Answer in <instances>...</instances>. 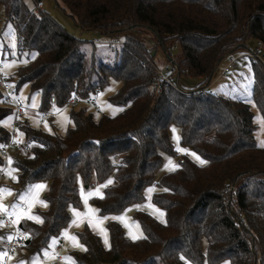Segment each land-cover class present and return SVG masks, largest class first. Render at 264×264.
Returning <instances> with one entry per match:
<instances>
[{
	"label": "trees",
	"instance_id": "obj_1",
	"mask_svg": "<svg viewBox=\"0 0 264 264\" xmlns=\"http://www.w3.org/2000/svg\"><path fill=\"white\" fill-rule=\"evenodd\" d=\"M55 2L77 29L95 32L110 41L97 43L121 45L120 50L113 64L96 63L86 57L83 41L53 18L22 0H0V23L13 24L16 55L25 59L15 84L8 76L13 94L28 85L29 94L40 95V112H46L71 99L90 100L114 80L120 85L108 103L120 112L95 117L70 106V125L62 135L22 121L20 133L31 151L12 156L16 176L6 187L13 199L37 182H46L48 189L46 208L33 212L42 222L21 221L30 242L19 252L40 256L53 238L60 240L71 211L81 207L78 182L89 189L113 177L101 197L89 199L99 217L115 218L143 204L145 189L155 185L151 203L164 221L135 209L133 219L143 236L130 239L117 218L107 219L108 248L85 224L75 232L83 250L68 252L74 264H264V146L254 138L253 112L247 103L207 89L228 57L252 52L251 43L264 47V0ZM143 30L155 44L146 42ZM157 46L174 51L182 75L177 85L186 93L150 88ZM249 67L252 103L264 126V64L250 59ZM186 71L199 81L195 88L180 86ZM12 113L0 91V147L9 138V123L3 122ZM173 126L179 147L204 164L176 151L169 136ZM174 158V170L159 174ZM6 235L0 228V242Z\"/></svg>",
	"mask_w": 264,
	"mask_h": 264
},
{
	"label": "rangeland",
	"instance_id": "obj_2",
	"mask_svg": "<svg viewBox=\"0 0 264 264\" xmlns=\"http://www.w3.org/2000/svg\"><path fill=\"white\" fill-rule=\"evenodd\" d=\"M22 1L24 4L28 6L30 10L33 9L36 12H39V11L43 12L44 14L53 18L54 21L62 29H64L67 33L71 34L78 40L83 41L82 48L88 59L93 58V60L96 63L103 62L108 65L113 64V60L116 54L119 52L121 45L107 46V45H102V44L97 43L98 40L102 42H107L108 40L101 38L95 32L83 31V30H80L79 28L77 29L75 25L73 24L72 20L68 18L67 14L58 5V3L55 2V0H39V1L22 0ZM143 33H144V39L149 45L155 44L156 39L153 37V35L148 30H143ZM13 44L15 45L14 48L11 46ZM249 46H251L250 49L252 51L256 49V45H254L253 43H251V45L249 44ZM15 48H16V35L14 32L13 24L11 22L5 23V21H2L0 23V62L2 63V65H5V64L11 65L10 67H5V72L8 74L9 77H11L14 84L16 82V80L14 79L15 72L17 71L18 67L23 66L25 63V59L23 57H17ZM156 50H157V54H156V59H155L156 60L155 65L162 66L163 65L162 61H164L162 60L163 59V49L157 46ZM243 54H239V56H237L236 62L232 65V68L229 74L227 75H223L221 73V69L224 66V63L222 62L221 64H219L214 71L213 79L210 82L209 87L207 89L213 92L214 94L223 96L225 98L237 99V100H240L250 105L251 111L253 112V118H254L253 124L255 126V130L253 132L254 138H255L256 144L258 146H261L263 145V142H264V126H263V121L260 116V113L256 110L254 103H252L253 73L251 72L250 67H249L250 59L248 57L247 58L243 57L242 56ZM262 63L264 64V56H262ZM198 84H199V81L193 78L184 77L180 81V86L184 89L195 88ZM119 85H120L119 82L110 80L109 84L105 88H103L101 91H99L96 94V96L91 97L90 100H86V101L81 100V102L73 106L72 109H75V110H81V108L85 109L87 112L94 114L95 117L99 115V113H102L108 116L117 114L118 112H120V108L112 104L110 105L108 103V98L112 94L115 93ZM181 91H184V90H181ZM15 96L20 97L22 101L24 102L25 111H26L25 118L27 119L29 125L32 126L34 129L37 128L45 133H51L55 131L57 134L62 135L65 132L67 126L70 125L69 112L71 110V107L69 105H65L64 107H61V108L54 107L56 110V114L53 116L51 122H41L39 120L40 95L36 92H34L33 94H29L28 85H22L17 91ZM33 96L35 97L34 101L32 99ZM92 101L94 102V104L91 103ZM97 108L100 109L99 112ZM64 117H67L68 122H65ZM9 119L10 117L6 118L3 124L5 125L6 122L9 121ZM45 124H47V127L45 126ZM174 135L175 133H173V136ZM174 146L178 147L179 143H177ZM169 161H171V159H167L166 163H168ZM9 169L10 168L8 167L7 171ZM15 176H16V173L12 172L11 175L6 174V177L3 180H0V189H8L11 193V195L4 196L2 200V203L6 206V208L9 211L12 210V205L14 204H24V202L20 200V197L22 195H25L29 189V188L26 189L16 199H13L14 196H13L12 190L9 189L8 187H4V185L9 184L10 180L13 179L12 177H15ZM37 184H43L46 186L44 189L40 190L38 193V199L43 201V196L47 189V183L44 181H41V182H37ZM148 188L152 189V191L154 190V187L152 188V186ZM148 188H146L144 191L145 202L140 208L141 210L144 209L143 211L144 213L146 212L145 208L148 209L149 210L148 214L151 213L150 215H152V217L157 220L156 216H159V214L155 211L157 210V208L151 204V201L149 198V194H151V191H149ZM99 189H100V186L95 185L89 189H83V191H84V194H88L92 191L95 194L97 193L96 190L99 191ZM80 200H81V197H80ZM8 202L11 204L8 205ZM86 204L88 205V208H90V211L88 213L89 216H91L93 221L95 220L102 221V223L100 224V227H102L105 230L104 228L105 219L102 217H99L96 211L94 212L91 211L95 209L90 205L89 199L87 200ZM45 207H46V204H41L39 202H36L31 207L30 212L32 213L31 210L38 209V208L42 210ZM75 211L79 213L80 215L74 217V215L72 214L71 215L72 220H74V218L77 220L85 219V222L88 225V216L84 215L86 212L83 214L82 200H81L80 209H77ZM132 213L133 211L131 209L128 211H125L120 216V217H123L124 219L123 220L118 219V221L123 227V229L125 230L127 237L131 239L133 236H135L136 237L135 239H138V238H141L143 234L137 222L134 221ZM1 214L8 216L4 212H1ZM13 218H15L14 225H17L18 222L22 220V218H20L19 221L17 222V217L13 216ZM161 220L162 222L164 221V216ZM157 221L159 222V220ZM81 228L82 226L80 225L79 227L72 229L71 236H75V232L77 230H80ZM91 228L95 231H98L101 234L99 238L102 240V243L105 246V248L109 247L107 231L105 230L106 235L105 233H101L99 231V227H97L95 224ZM105 239H107V246L105 244ZM49 244H48V249L45 251H47L48 253L51 252L50 254L53 255V258L57 254L60 255V257L62 258V262H65V259H64L65 257H69L68 252L71 249H77L80 251L83 250V248L76 247L74 245L69 244L68 241L63 243V245L60 244V246H56L57 244H55V246L52 248H49ZM45 251H43L40 256L38 255L31 256L29 261L27 260L20 261V264H33V262L34 261L37 262V260L40 263L41 260L45 258V255H44ZM49 262H53V260L50 259ZM223 264H228V262L225 261L223 262Z\"/></svg>",
	"mask_w": 264,
	"mask_h": 264
},
{
	"label": "built area",
	"instance_id": "obj_3",
	"mask_svg": "<svg viewBox=\"0 0 264 264\" xmlns=\"http://www.w3.org/2000/svg\"><path fill=\"white\" fill-rule=\"evenodd\" d=\"M264 53L263 44L257 43L256 49L252 52H247L242 56L245 58L259 60L262 62V56ZM163 55L166 58V62L162 66L153 65L154 73L156 79L151 83V89L153 91H160L163 86L173 87L176 90H183L177 85V81L181 78V72L176 65V61L174 60V51L172 49H163ZM237 56L228 57L224 66L221 69V73L223 75L229 74L232 65L236 62ZM186 78H190L187 74V71L183 73ZM181 89V90H180ZM0 91L3 95L8 97V100L11 104L12 108V116L11 121L9 122V131L10 135L6 143L2 144L0 147V157L3 159V164L0 165V179L6 177V166L8 164L9 156L12 155H26L31 151V145L24 141L21 133H20V125L25 118V106L24 102L20 97L15 96L12 92V85L8 79V75L5 72V67L0 62ZM182 93H186V91H181ZM81 101L71 99L68 101L69 106H75L79 104ZM94 104V102H91ZM39 120L41 122H51L53 116L56 114V110L54 107L50 108V111L40 112ZM155 187V185H153ZM0 218L3 220L5 226H9L12 228L11 230V239H8L3 243L2 248L4 251L2 253H7L3 257L2 262L0 264H9L10 258L16 254L17 252L24 249V245L27 243L28 234L21 228L20 225H14L15 218L13 216H6L1 214ZM62 239H60L61 241ZM54 261L60 262L61 258L59 256H55L53 258Z\"/></svg>",
	"mask_w": 264,
	"mask_h": 264
},
{
	"label": "snow or ice",
	"instance_id": "obj_4",
	"mask_svg": "<svg viewBox=\"0 0 264 264\" xmlns=\"http://www.w3.org/2000/svg\"><path fill=\"white\" fill-rule=\"evenodd\" d=\"M11 46H12L13 48L15 47L14 44L11 45ZM33 58H35V54H33ZM10 66H11L10 64H5V65H4V67H10ZM32 99H33V101H34V100H35V97L33 96ZM64 120H65V122H68V121H67V117H64ZM0 123H2V122H0ZM45 126L47 127V124H45ZM173 133H175V130H174V129H173ZM174 139H177V138L175 137V135H174ZM261 146H264V145H261ZM185 151H186V150H185ZM192 155L195 156L194 153H193ZM195 158L199 161L200 164H204V163H205V161L202 160V159H200L198 156H196ZM169 163H171V162H169ZM9 164H11V161H10V160H9ZM165 167L167 168V167H168V164H166ZM174 167H175V166H173V168H174ZM13 171H15V170H14V169H9V170L7 171L6 174L11 175V173H12ZM12 178L14 179L15 177H12ZM108 183H111V180H109V181L106 182V184H108ZM104 186H106V185H104ZM45 187H46V186L43 185V184H36V185H32V186H30L29 189H28V191H27V193H26L25 195H22V196L20 197V200L23 201L24 204H14V205H12V210H11V211H9V210L6 208V206L2 203V200H3V197H4V196H6V195H11L10 191H9L8 189H0V212H4V213H6V214L9 215V216H16V217H17V222L19 221L20 218H26V219H29V220H33V221H35V222H37V223L42 222L41 219H40L38 216L33 215V214L29 211V209H31V207H32V206L34 205V203H36V202H39V203H41V204H46V202H44V201L38 199V193H39V191L42 190V189H44ZM102 187H103V186H102ZM149 191H152V189H149ZM99 194H100V193H99V191L97 190V195H99ZM89 195H90V194H89ZM81 198H82V200L85 201V203L87 202L83 190H82V192H81ZM25 205H26V207H25ZM91 211L94 212L95 210H91ZM155 211L159 214V216H161V217L163 216V213H162V212H159L158 209L155 210ZM73 215H74V217H76V216H78V215H80V214L77 213L75 210H73ZM84 215H85V216H88V225H89V227H93L94 224H95L97 227H99V231H100L101 233H105V230H104L102 227H100V224L102 223V221H100V220H95V221H93V219L91 218V216H89L88 212H86ZM117 219L123 220L124 218H123V217H119V218H117ZM79 222H80L79 220H77V219L74 218V220L72 221V224H75L76 226H79ZM2 223H3V222L0 221V225H2ZM71 226H72V225H70V227H71ZM105 235H106V233H105ZM61 237H62V238L69 239L70 241H72L73 244H74V246H76V247H80V248H83V246L79 244V241L76 239V237H75V236H71L69 233H67L66 230H65V231H62V233H61ZM132 238L135 239L136 237L133 236ZM9 239H11V237H9ZM56 242H57L56 238H53V241L49 244V248L54 247L55 244H56ZM105 244H106V246H107V239H105ZM5 255H7L6 252H5V253H0V262H2L3 257H4ZM44 255H45V256H48L49 253H48L47 251H45V252H44ZM64 259H65V264H74V261H72L70 257H65ZM182 259H183V257H182ZM33 264H37V262L34 261Z\"/></svg>",
	"mask_w": 264,
	"mask_h": 264
},
{
	"label": "crops",
	"instance_id": "obj_5",
	"mask_svg": "<svg viewBox=\"0 0 264 264\" xmlns=\"http://www.w3.org/2000/svg\"><path fill=\"white\" fill-rule=\"evenodd\" d=\"M162 60H164V58L162 59ZM165 60L164 61H162V63H163V65L165 64ZM8 75V74H7ZM11 121V118L9 119V121H8V123ZM24 121H26V122H28L27 121V119L26 118H24ZM173 129L175 130V136H176V138H178V139H174V136H173ZM169 136H170V140H171V143L173 144V146L174 145H176L177 143H179V136H178V130L173 126V127H171L170 129H169ZM175 149H176V151H178L180 154H188V155H190V157H192L198 164H200L199 163V161L195 158L196 157V155L194 156V155H192L193 153L191 152V151H188V150H186V149H182L181 147H175ZM186 150V151H185ZM12 156H14V155H10L9 156V160L11 161V158H12ZM9 160H8V164H7V166H6V171H7V168L9 167L10 169H11V167H10V164H9ZM169 162H171V163H169ZM168 163H166V161H165V163H164V165L162 166V169L160 170V172H159V174H162V173H166V172H169V171H172V170H174V168H173V166H176L177 165V158H174V159H171V161H169ZM166 164H168V167L166 168L165 167V165ZM14 172V171H13ZM159 176V175H158ZM4 179V178H3ZM3 179H0V180H3ZM12 180H14V179H12ZM12 180H10V182L12 181ZM109 180H111V183H108V184H106V182L107 181H109ZM107 181H105V183H103L102 185L101 184H99V186H100V189H99V195H97V193H95L94 194V192L92 191V192H90V193H88V194H85V197H86V201L88 200V199H91V198H99V197H101V195H102V192H103V190H104V188H106L107 186H110V185H112V181H113V177H110L109 179H107ZM9 182V183H10ZM78 185H79V196L81 197V192H82V190L83 189H86L83 185H81L80 184V182H78ZM104 185H106V186H104ZM7 185H4V187H6ZM103 186V187H102ZM152 188H153V186H152ZM47 189H48V185H47ZM46 189V190H47ZM148 190H149V188H148ZM46 192V191H45ZM96 192H97V190H96ZM152 192L153 191H151V194H152ZM90 194V195H89ZM151 194H149V198L151 197ZM81 200H82V198H81ZM150 201H151V198H150ZM82 203H83V214L85 213V212H88L89 213V211H90V208H88V205L85 203V201L84 200H82ZM11 203H9L8 202V205H10ZM152 204V203H151ZM143 204H141V205H138V206H132V207H130L129 209H127L126 211H128V210H132V211H134L135 209L136 210H139V211H144V209H142L141 210V206H142ZM153 205V204H152ZM154 206V205H153ZM154 207H156V206H154ZM46 208V207H45ZM45 208H43V209H45ZM157 208V207H156ZM39 209V208H38ZM42 209V210H43ZM158 209V208H157ZM34 210H36V209H34ZM34 210H31L32 211V214H33V212H34ZM74 210V209H73ZM73 210L71 211V215L73 214ZM159 210V209H158ZM29 211H30V209H29ZM145 211L147 212V213H149V210L148 209H146L145 208ZM160 212H162L161 210H159ZM163 213V212H162ZM151 214V213H150ZM121 216V215H120ZM120 216H118V217H115V218H119ZM152 216V215H151ZM155 216V215H154ZM163 216H164V213H163ZM163 216L161 217V216H156V218H157V220H159V222L161 223L162 222V218H163ZM160 217H161V219H160ZM115 218H113V217H108V218H104L105 219V221L107 220V219H115ZM24 218H22V220H23ZM22 220H20V222H18V224L17 225H21V221ZM118 220V219H117ZM161 220V221H160ZM33 221V220H32ZM73 221V220H72ZM72 221H71V223H70V225H72L71 227H70V225H69V227L66 229V231H67V233H69L70 235H71V232H72V229H74V228H77V227H79L80 225L81 226H83V225H85L86 224V222H85V219H82V220H79L80 222H79V226H76L75 224H72ZM87 225V224H86ZM87 227L89 228V230H91L95 235H97L98 237H100V233L98 232V231H95V230H93L91 227H89L88 225H87ZM0 228L2 229V231H5L6 233H7V235H6V237L0 242V244H1V246H3V243L5 242V241H7L8 239H9V237H10V235H11V230H12V228L11 227H7V226H5L4 225V223H2V225H0ZM65 231V230H64ZM129 238V237H128ZM60 239H62L61 241L58 239L57 240V242H56V246H60V244H62L63 245V243H65L66 241H68V243L69 244H71V245H74L73 244V242L72 241H70L69 239H66V238H60ZM133 239V238H132ZM101 243H102V240H101ZM102 245H103V243H102ZM104 246V245H103ZM104 248H105V246H104ZM108 248V247H107ZM2 253V252H1ZM51 252H49V255L48 256H45V258L44 259H42L41 260V262L39 263V261L37 260V264H43V263H47V261L49 262V260L51 259V260H53V255H51L50 254ZM23 255H24V253L23 252H17L16 254H14L11 258H10V262H9V264H20V261H23V260H27V261H29L30 260V257H23ZM55 256H59L60 257V255H55ZM54 256V257H55ZM61 258V257H60ZM48 259V260H47ZM53 262H55L54 260H53ZM60 263H65V262H62V258H61V261H60Z\"/></svg>",
	"mask_w": 264,
	"mask_h": 264
},
{
	"label": "water",
	"instance_id": "obj_6",
	"mask_svg": "<svg viewBox=\"0 0 264 264\" xmlns=\"http://www.w3.org/2000/svg\"><path fill=\"white\" fill-rule=\"evenodd\" d=\"M38 1H39V0H38ZM29 242H30V239L27 240V243H26V244H28Z\"/></svg>",
	"mask_w": 264,
	"mask_h": 264
},
{
	"label": "bare ground",
	"instance_id": "obj_7",
	"mask_svg": "<svg viewBox=\"0 0 264 264\" xmlns=\"http://www.w3.org/2000/svg\"><path fill=\"white\" fill-rule=\"evenodd\" d=\"M225 62H226V60H225ZM203 89V88H202ZM202 92V91H201Z\"/></svg>",
	"mask_w": 264,
	"mask_h": 264
}]
</instances>
